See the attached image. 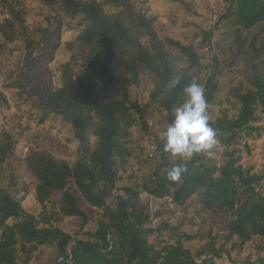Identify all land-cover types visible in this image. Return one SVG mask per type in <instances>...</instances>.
Returning <instances> with one entry per match:
<instances>
[{
	"label": "trees",
	"instance_id": "obj_1",
	"mask_svg": "<svg viewBox=\"0 0 264 264\" xmlns=\"http://www.w3.org/2000/svg\"><path fill=\"white\" fill-rule=\"evenodd\" d=\"M26 1L0 0V8L1 4L8 8L6 17L0 18L5 42L22 40L32 53L49 43L59 34L60 24L67 22L77 29L78 47L62 64L59 84H35L37 94L30 95L24 80L39 77L35 65L40 55H35L26 58L28 71L18 74L26 77L9 85H17L33 98L39 123L57 115L71 124L79 146L73 160L46 149H31L24 158L27 171L21 174L11 165L20 140L13 130L0 127V264H30L38 246L55 248L53 264H218L225 255L232 264H264V172L246 167L234 147L264 130V59L253 62L248 87L236 92L237 115L223 113L210 119L217 142L226 148L223 164L208 154L181 159L165 152L161 135L150 130V105L167 110L170 123L174 107L187 99L184 86L195 80L205 87L209 114L223 71L220 58L214 55L205 64V55L195 44L162 36L157 15L145 5L147 0H39L49 8L47 17L53 24L35 28L27 24ZM223 1L217 23L201 41L209 48L222 27H264V0ZM86 48L91 62L84 56ZM143 83L152 86L144 105L135 95ZM6 105L7 97L0 91V108ZM137 122L142 131L137 140L139 155L145 154L140 143L148 136L156 144V166L146 171L139 168L122 184L121 172L127 171L134 154L132 127ZM19 126L21 133L27 129ZM173 166L187 169L180 181L167 179ZM28 180L39 203L57 204L42 220L23 205L25 196L20 194L30 192ZM143 192L154 199L170 198L172 205H163L155 213L142 209ZM57 193L60 197L54 198ZM82 198L98 209L94 230L76 236L53 224L55 218L75 216L83 218V229L90 214L80 205ZM198 206L200 212L225 216L226 232L220 235L211 226L206 236L199 235L207 240L196 250L186 241L197 234L181 231L169 219L154 223L176 209ZM153 237L159 240L154 242ZM249 243H257L256 257L237 260L234 253Z\"/></svg>",
	"mask_w": 264,
	"mask_h": 264
},
{
	"label": "rangeland",
	"instance_id": "obj_2",
	"mask_svg": "<svg viewBox=\"0 0 264 264\" xmlns=\"http://www.w3.org/2000/svg\"><path fill=\"white\" fill-rule=\"evenodd\" d=\"M147 1L145 5L151 6L149 13L152 12L158 17L156 26L162 36H169L180 39L185 43L195 44L200 53L205 55V64H209L214 55L220 58V67L223 71L219 76L220 83L216 94V102L211 105L210 119H215L223 113H227L230 116L237 115L239 102L236 92L239 88L246 89L248 87L253 62H259L264 59V27L258 26L252 29L222 27L220 33L215 32L212 39L214 44L212 48H209L206 44H201V41L204 33L217 23L219 15L224 10L225 3L223 0ZM26 5L27 24L30 28L44 24L46 26L53 24V22L49 24L47 17L50 15L49 8L39 0H27ZM7 11L8 8L1 4V19L6 17ZM59 27L60 32L58 35H53L49 39V43L41 49L34 50L32 53L26 51L22 40L5 42L3 35L0 33V91L6 95L8 101V105L0 108V127L13 130L20 140L16 147L17 154L12 157L11 165L21 174L27 171L24 158L31 149H46L60 158L73 160L79 146L71 124L64 122L61 117L52 115L44 123H39V109L34 106L33 98L30 96L37 94L35 92V84L55 85L60 83L62 64L67 62L70 56L75 53L74 47H78L75 40L77 29L69 27L67 22L61 23ZM30 32L34 34L32 31ZM3 43H5V47H1ZM35 55H40L39 62H36L35 65V73L39 77L35 76L30 82L24 80L26 88L30 93L28 95L26 91H23L17 85L9 84L17 79L26 77L27 74H18L19 72L28 71V67H24L28 63L26 58L32 59ZM84 56L90 59L91 62V52L88 48L84 50ZM184 64V61H181V65ZM38 81H41V83H37ZM151 89L152 86L150 84L143 83L140 88L135 90V95L142 105L149 101ZM147 121L152 132L162 135L169 124L168 111L158 104H151ZM20 124H23L27 128L23 133L20 131ZM132 132L131 146L134 154L130 158L127 171L122 170L121 172L123 178L122 184L129 182V176L139 172V168L141 171H146L156 166L153 159L155 152H153L152 156L149 155L150 145H154L155 149L156 144L152 143V140L149 141L148 136H146L140 143V146L144 148L145 154L141 153L139 155L137 140L142 135L141 124L139 122L134 124ZM234 147H236L238 153L242 156V163L246 167H251L259 173L264 172V130L261 135L247 137L242 140V143ZM211 156L220 165L223 164L227 158L226 148L217 142L216 146L212 149ZM145 160H148V162L146 163ZM26 175L30 176V174ZM29 189L30 192L23 191L20 194V196H25L23 205L29 212L34 213L42 220L44 214L54 211L57 204L48 202L46 206H43L39 203L35 196L32 181H30ZM59 197L60 193L54 196V198ZM80 205L90 214V220L83 229L81 226L84 220L81 217L69 216L60 220L55 218L52 220L53 224L62 227L70 234L76 236H81L84 231L94 230L97 227L99 219L98 209L92 208L83 198ZM163 205L171 206V199H154L144 192L140 195V208L149 210L151 213H155ZM163 219H169L174 225L179 226L181 231L185 230L190 234H197L198 237L196 239L186 241L195 250L200 248L207 240V237L199 235L206 236L204 233L211 226L220 235L226 232L225 216L211 212H200L199 206L196 209L189 208L187 211L181 208L176 209V212L170 216L166 213L154 219V223L157 224ZM221 239L219 238V240ZM152 240L156 242L159 239L158 237H153ZM257 253V243H249L242 251L234 253V256L237 260L247 257L254 259ZM56 255L57 252L54 247L38 246L33 252V259L30 264H53ZM232 263L233 261L227 255L222 259H218V264Z\"/></svg>",
	"mask_w": 264,
	"mask_h": 264
},
{
	"label": "clouds",
	"instance_id": "obj_3",
	"mask_svg": "<svg viewBox=\"0 0 264 264\" xmlns=\"http://www.w3.org/2000/svg\"><path fill=\"white\" fill-rule=\"evenodd\" d=\"M187 99L173 109V119L161 135L164 151L174 157L191 159L195 154H212L217 144V130L210 124L203 84L193 80L183 88ZM187 171L184 166H173L167 179L180 181Z\"/></svg>",
	"mask_w": 264,
	"mask_h": 264
},
{
	"label": "built area",
	"instance_id": "obj_4",
	"mask_svg": "<svg viewBox=\"0 0 264 264\" xmlns=\"http://www.w3.org/2000/svg\"><path fill=\"white\" fill-rule=\"evenodd\" d=\"M153 149H154V145H150V147H149V155H153Z\"/></svg>",
	"mask_w": 264,
	"mask_h": 264
}]
</instances>
